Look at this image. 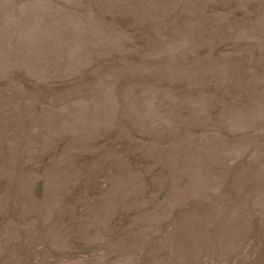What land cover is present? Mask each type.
Returning <instances> with one entry per match:
<instances>
[{
	"label": "rangeland",
	"instance_id": "374dc122",
	"mask_svg": "<svg viewBox=\"0 0 264 264\" xmlns=\"http://www.w3.org/2000/svg\"><path fill=\"white\" fill-rule=\"evenodd\" d=\"M0 264H264V0H0Z\"/></svg>",
	"mask_w": 264,
	"mask_h": 264
}]
</instances>
